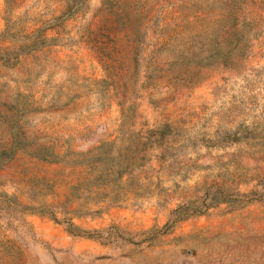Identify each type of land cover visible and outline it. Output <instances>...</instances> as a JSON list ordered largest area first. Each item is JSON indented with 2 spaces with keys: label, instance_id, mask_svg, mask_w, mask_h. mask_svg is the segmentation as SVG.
I'll list each match as a JSON object with an SVG mask.
<instances>
[{
  "label": "rangeland",
  "instance_id": "obj_1",
  "mask_svg": "<svg viewBox=\"0 0 264 264\" xmlns=\"http://www.w3.org/2000/svg\"><path fill=\"white\" fill-rule=\"evenodd\" d=\"M263 189L264 0H0V264H264Z\"/></svg>",
  "mask_w": 264,
  "mask_h": 264
},
{
  "label": "trees",
  "instance_id": "obj_2",
  "mask_svg": "<svg viewBox=\"0 0 264 264\" xmlns=\"http://www.w3.org/2000/svg\"><path fill=\"white\" fill-rule=\"evenodd\" d=\"M68 11V7L65 9V11L63 12V14L57 18H62L65 17ZM42 31V30H39ZM4 34H8V31H5ZM51 42H53V39L50 40L47 37H36V38H29L28 41H25L21 48L23 49V52H29L31 50L34 49H38L44 46H47L48 44H50ZM172 130V127L170 125H164L161 126L159 128L156 129H150L147 132V135L144 137L145 141L143 142V145H161V147L164 144L169 143L168 142V136L170 135ZM103 145H111V147H113L112 143H103ZM18 148V144L17 143H13L12 146L3 151L2 155H7V156H14L15 152L17 151ZM100 148V147H99ZM165 147V149H163L162 153H161V158H164L166 156V153L170 152L169 148ZM41 156H43L42 158H44L45 160H48V155H45V153H43ZM126 169H123L122 166H120V164H117L115 166L110 165V163H105L104 164V168L102 170H100V176L98 179H103L104 181L107 180L108 177L110 176H115L117 181H122L125 177V175H127L128 173L125 171ZM241 197V200H244L246 202H250L253 200H263L264 199V189L263 190H256V191H251L248 193H243V194H238ZM235 199H233L231 192L227 191L226 189L222 188L221 186H217V204H221V203H229L231 201H234ZM204 206L206 208L209 207V204L207 205L206 202H204ZM185 208V206H181L179 207L175 213L179 214L181 211H183ZM203 211V210H202ZM201 211V212H202ZM183 215L177 217L175 220L172 221V225L174 224V222L177 221V219L182 218ZM171 224L167 225V228L169 226H171ZM79 227L75 226L71 229H69V232H72L74 234H76V230H78Z\"/></svg>",
  "mask_w": 264,
  "mask_h": 264
}]
</instances>
